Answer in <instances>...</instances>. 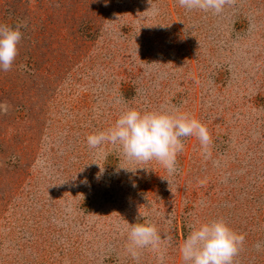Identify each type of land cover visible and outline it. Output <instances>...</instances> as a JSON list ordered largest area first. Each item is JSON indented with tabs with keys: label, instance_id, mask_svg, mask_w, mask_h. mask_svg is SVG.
Wrapping results in <instances>:
<instances>
[{
	"label": "rangeland",
	"instance_id": "obj_1",
	"mask_svg": "<svg viewBox=\"0 0 264 264\" xmlns=\"http://www.w3.org/2000/svg\"><path fill=\"white\" fill-rule=\"evenodd\" d=\"M24 21L0 71V264H137L127 224L144 220L161 244L139 264H183L191 227L218 218L245 237L235 264H264V0L220 14L177 0H0V24ZM130 107L191 114L211 157L186 138L169 185L155 162L87 146Z\"/></svg>",
	"mask_w": 264,
	"mask_h": 264
},
{
	"label": "clouds",
	"instance_id": "obj_2",
	"mask_svg": "<svg viewBox=\"0 0 264 264\" xmlns=\"http://www.w3.org/2000/svg\"><path fill=\"white\" fill-rule=\"evenodd\" d=\"M177 3L187 11L200 10L220 14L233 0H177ZM150 9L153 14L158 13V9L152 5ZM26 27V21L15 26L0 24V71L11 70L18 55V46L23 39L22 29ZM188 137H195L199 141L205 159L211 157V135L206 125L191 114L180 111H142L130 107L106 130L89 134L86 143L90 149L97 150L98 155L103 152V146L111 145L132 164L149 165L155 162L167 174L161 178L171 185V177L179 171L178 156L184 151V140ZM103 154L105 158L108 155ZM119 168L132 173L137 169L154 171L146 166ZM103 171L104 168L100 167L98 179ZM83 183L86 184L87 180ZM168 239L171 240L170 237ZM244 239L224 219L218 218L198 226L193 225L179 251L183 264H235V257L241 250ZM160 244L161 235L151 221L127 224V251L137 260V264L143 250L159 252ZM257 248H260L259 244ZM163 258L161 253L158 257L161 264Z\"/></svg>",
	"mask_w": 264,
	"mask_h": 264
}]
</instances>
